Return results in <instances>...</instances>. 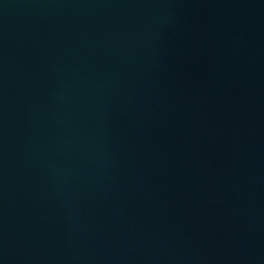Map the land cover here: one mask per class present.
I'll list each match as a JSON object with an SVG mask.
<instances>
[{"label": "water", "instance_id": "95a60500", "mask_svg": "<svg viewBox=\"0 0 264 264\" xmlns=\"http://www.w3.org/2000/svg\"><path fill=\"white\" fill-rule=\"evenodd\" d=\"M0 264H264V0H0Z\"/></svg>", "mask_w": 264, "mask_h": 264}]
</instances>
